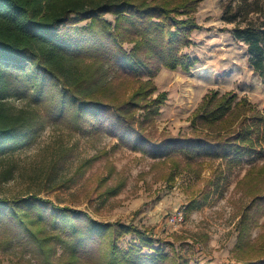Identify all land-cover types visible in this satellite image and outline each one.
Segmentation results:
<instances>
[{"label":"trees","instance_id":"trees-1","mask_svg":"<svg viewBox=\"0 0 264 264\" xmlns=\"http://www.w3.org/2000/svg\"><path fill=\"white\" fill-rule=\"evenodd\" d=\"M202 1L0 0V181L14 176L13 163L1 168L7 157L26 147L51 120H67L78 130L86 125L114 130L122 141L132 130L152 147L149 128L167 100L166 92L153 96V78L163 67H194L197 59L184 48L194 43L192 33L201 27L195 14ZM236 12L225 20L237 22L233 34L247 45L249 65L264 83V4L242 5ZM107 14L114 15V22ZM190 121L193 137L188 144L197 155L222 157L220 164L229 169L247 164L237 189L251 200L241 213L232 253L241 264H264V110L235 91L212 89ZM223 134L232 136L231 141L221 143ZM166 157L183 166L199 164L189 154ZM98 159H87L79 172L84 174ZM125 186V181L118 182L105 196L115 197ZM213 186L212 179L206 180L187 211L201 208ZM2 221L21 228L36 247L39 264L191 262L183 245L177 251L171 243L169 252L155 247L148 229L98 221L33 194L0 198ZM128 234L137 242L123 249L116 240Z\"/></svg>","mask_w":264,"mask_h":264},{"label":"rangeland","instance_id":"rangeland-1","mask_svg":"<svg viewBox=\"0 0 264 264\" xmlns=\"http://www.w3.org/2000/svg\"><path fill=\"white\" fill-rule=\"evenodd\" d=\"M258 4L264 0H204L199 4L195 17L201 27L192 33L194 43L184 48L197 59L194 67L190 71L163 67L153 78L157 86L153 96L166 92L167 100L155 125L149 128L152 147L132 130L122 141L114 130L90 125L78 130L67 120H51L33 141L1 165L4 168L13 163L14 176L0 181V198L33 194L55 205L81 210L98 221L136 224L148 229L155 247L165 252L171 250V243L177 251L183 245L190 264H241L232 249L241 213L251 200L237 189L247 164L229 169L220 164L222 157L197 155L192 151L195 146L188 142L193 137L192 112L212 89L235 91L264 110V83L249 65L247 45L233 34L237 22L225 20V16H237L242 5ZM106 18L114 22L115 17L107 14ZM225 134L221 143L232 139ZM170 154L182 159L186 154L195 156L199 164L188 167L174 163L166 157ZM94 156L98 161L81 174V166ZM71 178L75 183L68 180ZM208 179L214 181L209 199L201 208L188 212L189 200L204 190ZM121 181L126 182L125 188L107 199L105 191ZM260 203L263 222L264 199ZM181 211L184 223L173 225L170 216ZM260 230L254 231L255 237ZM135 242L137 238L131 234L116 240L123 249ZM91 248L96 249V245ZM58 251L61 254V249ZM35 252L21 228L13 222L0 223V264H39ZM83 264L91 263L85 260Z\"/></svg>","mask_w":264,"mask_h":264},{"label":"built area","instance_id":"built-area-1","mask_svg":"<svg viewBox=\"0 0 264 264\" xmlns=\"http://www.w3.org/2000/svg\"><path fill=\"white\" fill-rule=\"evenodd\" d=\"M169 220L173 225H180V224L184 223L185 215H184L183 211H181V212H178V213L170 216Z\"/></svg>","mask_w":264,"mask_h":264}]
</instances>
